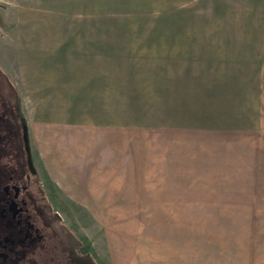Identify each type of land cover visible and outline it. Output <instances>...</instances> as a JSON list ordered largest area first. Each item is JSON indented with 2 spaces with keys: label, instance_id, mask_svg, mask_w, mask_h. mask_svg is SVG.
<instances>
[{
  "label": "rangeland",
  "instance_id": "obj_1",
  "mask_svg": "<svg viewBox=\"0 0 264 264\" xmlns=\"http://www.w3.org/2000/svg\"><path fill=\"white\" fill-rule=\"evenodd\" d=\"M241 3L0 0V114L12 142L24 139L49 200L101 264H264V257L243 258L234 231L246 214L264 218V211L179 209L178 184L158 196L166 181L158 126L225 118L208 108L206 81L224 78L218 87L229 96L231 122L251 120L247 108L235 114V91L244 88L236 75L247 74L251 82L243 91L250 92L261 51L247 49V59H237L243 51L223 31L264 26V18H236ZM251 4L264 15V0ZM56 127L87 141L97 135L106 151L81 169L68 168L62 152L52 154L61 151L50 144L59 141ZM34 128L48 132L37 145ZM68 137L62 139L75 147ZM127 171L138 176L137 186L125 187L122 195L115 181L127 179ZM97 173L91 187L62 183ZM181 188L183 201L194 205L199 196Z\"/></svg>",
  "mask_w": 264,
  "mask_h": 264
},
{
  "label": "crops",
  "instance_id": "obj_2",
  "mask_svg": "<svg viewBox=\"0 0 264 264\" xmlns=\"http://www.w3.org/2000/svg\"><path fill=\"white\" fill-rule=\"evenodd\" d=\"M233 1H242L241 6H236L237 11L234 12L236 18H264V15H260V10L257 12L251 9L252 0ZM212 30L215 32L218 29L213 28ZM224 30H226L223 31L224 39L227 42L232 41L238 44L237 48L243 51L237 59L246 60L245 51L247 49L261 51L258 54V57L261 58L256 63L258 68L252 75L254 85L250 92L243 91L249 89V82H251L246 76L247 74L236 75L244 80V88L235 91V97L238 98L237 106L240 108L235 114H239L242 109L247 108L245 112L251 120L244 123L241 121L231 122L230 117L233 113L229 110L231 106L228 100L229 96L225 94L226 89H222L221 84L218 87V83L224 78L220 77L216 82L214 79L206 81L211 92L208 108L214 111H223L225 118L222 120L211 118L210 122L197 125L171 123V125L158 126L157 131L160 132L164 145L163 166L166 171V181L167 178L170 179L168 186L167 182L163 180V188L158 190L160 193L158 196L169 195L171 186L176 187L178 184L176 189L180 196L179 209L264 211V53H262L264 52V26L261 24L260 26H228ZM30 81L26 79V89L32 87L31 84H27ZM39 107L43 109L44 103ZM248 107L251 108L250 111H248ZM72 124L74 125V123ZM59 129L62 130L61 134L54 136L59 141L55 140L50 144L60 147L61 151L55 149L52 154L60 155L62 152L61 157L67 161L68 168L81 169L80 164L87 165L86 161L96 160L100 152L106 151V146L101 143V139L97 135H94L91 141H87L85 138H79V134H74V131L66 133L62 127H56V133ZM34 132L32 137L36 145L38 138L48 137V132L42 128H34ZM64 135H68L70 141H74L75 147L71 143L65 142L66 139H62ZM50 136L53 138L52 134ZM42 143L47 144L46 147H50L48 143ZM68 147L72 154L69 156L67 154ZM74 149L76 152L73 151ZM81 151L83 153L79 154ZM49 154L51 155V153ZM87 156L89 157L87 158ZM57 158L58 156L53 155L50 159L56 161ZM88 168L93 169L92 166ZM124 174L127 175V179L115 181L121 185L122 195H124L125 187L137 186L136 179L138 177L133 179L130 171ZM81 177L87 178V180L79 182L78 180L66 181L64 179L62 183L76 187L81 185L85 188L91 187L98 182L95 180L99 178V174ZM185 186H189V189L186 190L187 193L195 192V195L199 196L192 206V203L187 206L186 201H183L186 192L181 187ZM86 192L91 191L87 190ZM124 198L122 197V199ZM242 220L243 223H238L234 227V231L238 232L237 236H241L243 258L264 257V218L259 215L252 218L246 214Z\"/></svg>",
  "mask_w": 264,
  "mask_h": 264
},
{
  "label": "flooded vegetation",
  "instance_id": "obj_3",
  "mask_svg": "<svg viewBox=\"0 0 264 264\" xmlns=\"http://www.w3.org/2000/svg\"><path fill=\"white\" fill-rule=\"evenodd\" d=\"M0 121V264H101L49 200L24 139L12 142Z\"/></svg>",
  "mask_w": 264,
  "mask_h": 264
}]
</instances>
